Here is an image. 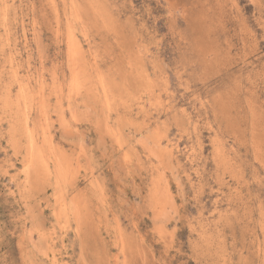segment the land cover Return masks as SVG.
I'll return each mask as SVG.
<instances>
[{
	"label": "rangeland",
	"instance_id": "374dc122",
	"mask_svg": "<svg viewBox=\"0 0 264 264\" xmlns=\"http://www.w3.org/2000/svg\"><path fill=\"white\" fill-rule=\"evenodd\" d=\"M0 5V264H264V0Z\"/></svg>",
	"mask_w": 264,
	"mask_h": 264
},
{
	"label": "bare ground",
	"instance_id": "6f19581e",
	"mask_svg": "<svg viewBox=\"0 0 264 264\" xmlns=\"http://www.w3.org/2000/svg\"><path fill=\"white\" fill-rule=\"evenodd\" d=\"M0 6H2V5H0ZM34 10H35V9H34ZM1 11H2V10H1ZM3 11H4V10H3ZM67 12H68V11H67ZM69 12H70V11H69ZM87 12H88V11H87ZM83 13H84V11H83ZM87 15H88V13H87ZM69 19H70V18H69ZM58 20H59V19H58ZM83 22H84V20H83ZM57 23H59V21H58ZM78 24H79V23H78ZM21 25H22V24H21ZM31 25H32V24H31ZM55 25H56V24H55ZM57 25H58V24H57ZM58 26H60V25H58ZM58 26H57V27H58ZM51 28H52V27H51ZM58 28H59V27H58ZM33 30H34V29H33ZM60 30H61V29H60ZM60 30H59V31H60ZM70 31H71V30H70ZM4 32H5V31H4ZM36 32H37V31H36ZM70 33H71V32H70ZM3 34H4V33H3ZM32 34H33V33H32ZM33 35H34V34H33ZM151 36H152V35H151ZM6 37H7V36H6ZM64 37H65V36H64ZM78 37H79V36H78ZM78 37H77V38H78ZM69 38H70V37H69ZM65 39H68L67 36L65 37ZM4 40H5V39H4ZM72 40H73V39H72ZM74 40H75V39H74ZM64 41H65V40H64ZM64 41H63V42H64ZM67 42H68V40L66 41V43H67ZM69 42H70V41H69ZM72 42H73V41H72ZM72 42H71V44H72ZM145 43H146V42H145ZM64 44H65V43H64ZM71 44H70V45H71ZM73 44H74V43H73ZM73 44H72V45H73ZM2 45H3V44H2ZM72 45H71V47H72ZM74 45H75V44H74ZM217 45H218V44H217ZM67 46H68V44H67ZM69 47H70V46H68V48H67V47H66V48H67L68 51H69L68 53H70V55H71V54L74 53V52H72L71 49L69 50ZM74 48H75V47H73V49H74ZM73 49H72V50H73ZM76 49H78V48H76ZM76 49H75V50H76ZM75 50H74V51H75ZM78 50H79V49H78ZM208 50H209V49H208ZM70 51H71V52H70ZM76 51H77V50H76ZM79 51H80V50H79ZM81 51H82V50H81ZM75 53H76V52H75ZM77 53L80 54V52H77ZM81 53H82V52H81ZM11 55H12V54H11ZM72 56H73V55H72ZM72 56H71V57H72ZM75 56H76V55H74V58H75ZM7 59H8V58H7ZM227 59H228V58H227ZM224 60H225V59H224ZM224 60H223V61H224ZM26 61H27V60H26ZM27 62H28V61H27ZM223 63H225V62H223ZM41 65H42V64H41ZM3 66H4V65H3ZM221 66H222V65H221ZM33 69H34V68H33ZM52 69H53V68H52ZM80 69H81V68H80ZM71 70H72V69H71ZM50 72H51V70H50ZM222 72H223V71H222ZM63 74H64V73H63ZM63 74H62V76H63ZM66 74H67V73H66ZM27 76H28V75H27ZM67 76H68V75H67ZM17 78H18V77H17ZM28 79H29V78H28ZM61 79H62V78H61ZM61 79H60V80H61ZM66 79H67V78H66ZM88 79H89V78H88ZM12 80H13V79H12ZM16 80H18V79H16ZM16 80H14V81H16ZM58 80H59V79H58ZM60 80H59V81H60ZM251 80H252V79H251ZM35 81H36V80H35ZM40 82H41V81H40ZM57 82H58V81H57ZM89 82H90V81H89ZM10 83H11V82H10ZM62 83H63V82H62ZM65 83H66V82H65ZM241 83H242V82H241ZM20 84H21V83H20ZM44 84H45V83H44ZM59 84H60V82H59ZM93 84H94V83H93ZM67 85H69V84H67ZM243 85H244V84H243ZM32 86H33V85H32ZM51 86H52V84H51ZM57 86H58V87L60 86V88H61V84H60V85H57ZM71 86H72V85H71ZM252 86H253V85H252ZM54 87H56V86H54ZM31 88H32V87H31ZM62 88H63V87H62ZM62 88H61V89H62ZM229 88H230V87H229ZM37 89H38V88H37ZM58 89H59V88H58ZM240 89H241V88H240ZM253 89H254V88H253ZM38 90H39V89H38ZM89 90H90V89H89ZM221 90H222V89H221ZM232 91H233V90H232ZM36 92H37V91H36ZM60 92H61V91H60ZM90 92H91V91H90ZM246 92H247V90H246ZM85 93H86V91H85ZM88 93H89V92H88ZM30 94H31V93H30ZM42 94H43V93H42ZM89 94H90V93H89ZM51 95H52V94H51ZM94 95H95V94H94ZM37 96H38V95H37ZM219 96H220V95H219ZM227 96H228V95H227ZM43 98H44V97H43ZM46 98H47V97H46ZM97 98H99V97H97ZM37 99H38V98H37ZM57 100H58V99H57ZM108 100H109V99H108ZM252 100H253V99H252ZM6 101H7V100H6ZM6 101H5V102H6ZM44 101H45V100H44ZM44 101H43V102H44ZM263 101H264V100H263ZM222 102H223V101H222ZM251 102H252V101H251ZM260 102H261V101H260ZM36 103H37V102H36ZM36 103H35V104H36ZM49 104H50V103H49ZM230 105H231V104H230ZM42 106H43V104H42ZM23 107H24V106H23ZM53 108H54V107H53ZM44 109H45V108H44ZM256 109H257V108H256ZM44 113H45V112H44ZM248 113H249V112H248ZM40 114H41V112H40ZM45 115H46V114H45ZM236 118H237V117H236ZM44 119H45V118H44ZM45 120H46V119H45ZM163 125H164V124H163ZM42 127H43V126H42ZM239 127H240V126H239ZM43 128H44V127H43ZM46 129H47V128H46ZM259 130H260V129H259ZM43 131H44V130H43ZM237 132H238V131H237ZM20 133H21V132H20ZM41 134H42V132H41ZM150 134H151V133H150ZM43 136H44V135H43ZM46 136H47V135H46ZM242 136H243V135H242ZM43 138H45V137H43ZM43 138H42V139H43ZM46 140H47V139H46ZM48 140H49V138H48ZM47 143H49V142H47ZM240 144H241V143H240ZM242 144H243V143H242ZM162 146H163V145H162ZM49 148H50V147H49ZM53 148H54V147H53ZM62 148H63V147H62ZM33 149H35V148H33ZM49 150H50V149H49ZM40 151H41V150H40ZM29 152H30V151H29ZM64 152H65V151H64ZM165 152H166V151H165ZM41 153H42V152H41ZM28 154H29V153H28ZM155 154H156V153H155ZM51 155H52V154H51ZM42 156H44V155H42ZM66 156H67V155H66ZM250 156H251V155H250ZM67 160H68V159H67ZM68 164H69V163H68ZM76 164H77V163H76ZM59 171H60V170H59ZM59 171H58V172H59ZM21 172H22V171H21ZM46 172H48V171H46ZM62 172H63V171H62ZM59 173H60V172H59ZM37 176H38V175H37ZM45 178H46V177H45ZM62 181H63V180H62ZM32 182H33V181H32ZM165 185H166V184H165ZM27 190H28V189H27ZM66 196H67V195H66ZM20 198H21V197H20ZM81 198H82V197H81ZM64 201H65V200H64ZM24 202H25V201H24ZM65 202H66V201H65ZM59 205H60V204H59ZM54 208H55V207H54ZM65 208H66V207H65ZM61 209H62V207H61ZM61 209H60V210H61ZM71 210H72V209H71ZM67 212H68V211H67ZM59 213H60V212H59ZM67 214H68V213H67ZM60 215H61V214H60ZM63 215H64V214H63ZM58 216H59V215H58ZM66 217H68V216L66 215ZM77 218H78V217H77ZM66 219H67V218H66ZM231 220H232V219H231ZM65 221H66V220H65ZM66 222H68V221H66ZM244 226H245V224H244ZM77 236H78V234H77ZM123 236H124V235H123ZM258 240H259V239H258ZM117 242H118V240H117ZM233 243H234V242H233ZM45 244H46V243H45ZM224 245H225V244H224Z\"/></svg>",
	"mask_w": 264,
	"mask_h": 264
}]
</instances>
